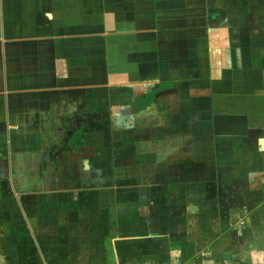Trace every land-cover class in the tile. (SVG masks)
Here are the masks:
<instances>
[{
  "label": "crops",
  "instance_id": "obj_1",
  "mask_svg": "<svg viewBox=\"0 0 264 264\" xmlns=\"http://www.w3.org/2000/svg\"><path fill=\"white\" fill-rule=\"evenodd\" d=\"M0 264H264V0H0Z\"/></svg>",
  "mask_w": 264,
  "mask_h": 264
},
{
  "label": "rangeland",
  "instance_id": "obj_2",
  "mask_svg": "<svg viewBox=\"0 0 264 264\" xmlns=\"http://www.w3.org/2000/svg\"><path fill=\"white\" fill-rule=\"evenodd\" d=\"M10 202H12V200H10ZM12 205H15V203H11V204H9V201H8V207H6L5 205H4V208L6 207V209H11V206ZM16 206V205H15ZM15 209H17V208H15ZM243 211V210H242ZM247 212H245L244 214H240L239 216H238V218L237 217H235V219L237 220V222H238V226L239 225H241V224H243L244 223V221L246 220V218H247ZM240 217V218H239Z\"/></svg>",
  "mask_w": 264,
  "mask_h": 264
}]
</instances>
